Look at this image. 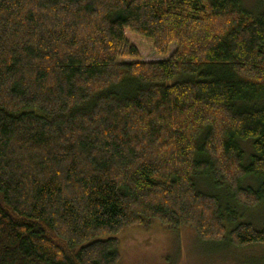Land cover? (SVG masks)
<instances>
[{
    "label": "trees",
    "instance_id": "obj_1",
    "mask_svg": "<svg viewBox=\"0 0 264 264\" xmlns=\"http://www.w3.org/2000/svg\"><path fill=\"white\" fill-rule=\"evenodd\" d=\"M202 178L264 203V10L0 0V264H120L118 237L153 222L264 247Z\"/></svg>",
    "mask_w": 264,
    "mask_h": 264
},
{
    "label": "rangeland",
    "instance_id": "obj_2",
    "mask_svg": "<svg viewBox=\"0 0 264 264\" xmlns=\"http://www.w3.org/2000/svg\"><path fill=\"white\" fill-rule=\"evenodd\" d=\"M243 10L252 18H257L264 10L262 0H240ZM176 45L170 47L171 55ZM168 57V56H167ZM154 50L143 57V61L165 60ZM246 155L252 153L250 144H243ZM249 158L245 159L248 163ZM253 183L252 185L250 183ZM198 187L220 199L224 210H234L238 223H250L255 229L264 228V203L256 208H246L237 203L225 188H215L208 179H198ZM243 187L259 185L255 177H247ZM227 238L236 224L226 222ZM120 264H264V247L240 249L231 245L229 240L222 242L204 241L189 226L178 231L153 222L147 227L131 228L119 237Z\"/></svg>",
    "mask_w": 264,
    "mask_h": 264
}]
</instances>
